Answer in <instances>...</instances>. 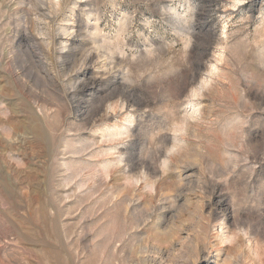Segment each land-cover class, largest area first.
Instances as JSON below:
<instances>
[{
	"label": "rangeland",
	"instance_id": "rangeland-1",
	"mask_svg": "<svg viewBox=\"0 0 264 264\" xmlns=\"http://www.w3.org/2000/svg\"><path fill=\"white\" fill-rule=\"evenodd\" d=\"M149 263L264 264V0H0V264Z\"/></svg>",
	"mask_w": 264,
	"mask_h": 264
},
{
	"label": "bare ground",
	"instance_id": "bare-ground-1",
	"mask_svg": "<svg viewBox=\"0 0 264 264\" xmlns=\"http://www.w3.org/2000/svg\"><path fill=\"white\" fill-rule=\"evenodd\" d=\"M235 2H239V1H241V0H234ZM77 28V27H76ZM67 31L68 30H66V28H62V33H63V35H68V34H66L67 33ZM61 35V34H60ZM69 35H71V34H69ZM59 37V36H58ZM61 37H62V35H61ZM65 37V36H64ZM72 37V36H71ZM65 39V38H64ZM79 39V38H78ZM68 40H64V42H62L63 44V48H69L70 47V43L69 42H67ZM69 43V44H68ZM61 44V43H60ZM71 51V50H70ZM214 70V69H213ZM77 103V102H76ZM150 264V263H149Z\"/></svg>",
	"mask_w": 264,
	"mask_h": 264
}]
</instances>
